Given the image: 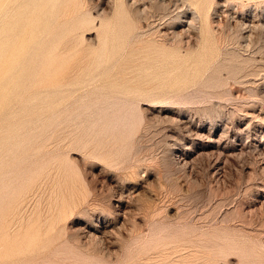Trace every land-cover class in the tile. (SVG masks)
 Returning a JSON list of instances; mask_svg holds the SVG:
<instances>
[{
	"label": "rangeland",
	"instance_id": "374dc122",
	"mask_svg": "<svg viewBox=\"0 0 264 264\" xmlns=\"http://www.w3.org/2000/svg\"><path fill=\"white\" fill-rule=\"evenodd\" d=\"M0 5V264H264V0Z\"/></svg>",
	"mask_w": 264,
	"mask_h": 264
},
{
	"label": "bare ground",
	"instance_id": "6f19581e",
	"mask_svg": "<svg viewBox=\"0 0 264 264\" xmlns=\"http://www.w3.org/2000/svg\"><path fill=\"white\" fill-rule=\"evenodd\" d=\"M18 4V3H17ZM1 6V5H0ZM23 14V13H22ZM21 14V15H22ZM20 15V16H21ZM19 16V17H20ZM22 17V16H21ZM14 27H13V30L12 31H18V29H19V27H20V23L18 22V19L16 20V22L14 23V25H13ZM43 189V188H42Z\"/></svg>",
	"mask_w": 264,
	"mask_h": 264
}]
</instances>
